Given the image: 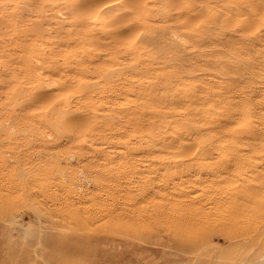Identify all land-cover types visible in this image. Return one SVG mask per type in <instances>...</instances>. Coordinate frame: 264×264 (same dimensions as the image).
<instances>
[{"label": "rangeland", "instance_id": "rangeland-1", "mask_svg": "<svg viewBox=\"0 0 264 264\" xmlns=\"http://www.w3.org/2000/svg\"><path fill=\"white\" fill-rule=\"evenodd\" d=\"M106 1L0 0V264H264V190L247 194L264 181V0ZM117 23L131 35L112 47L100 33ZM87 48L109 52L112 92L108 62L93 77L70 69L93 64ZM139 81L166 101L145 98ZM131 104L138 112L126 114ZM226 118L249 131L233 147L215 129ZM186 119L213 130L193 134ZM176 129L197 136L193 149L173 142ZM118 228L113 243L98 240Z\"/></svg>", "mask_w": 264, "mask_h": 264}, {"label": "bare ground", "instance_id": "bare-ground-1", "mask_svg": "<svg viewBox=\"0 0 264 264\" xmlns=\"http://www.w3.org/2000/svg\"><path fill=\"white\" fill-rule=\"evenodd\" d=\"M111 1V2H110ZM116 1V0H115ZM114 1V2H115ZM118 1H120V0H118ZM121 1H124V0H121ZM121 1H120V3H121ZM134 1V0H133ZM107 2H109L110 4H112L113 3V1L112 0H108V1H106V4H107ZM103 3H105V2H102V4ZM144 3V2H143ZM81 5H82V2L80 3ZM109 4V5H110ZM116 5L118 4L117 2L115 3ZM114 4V5H115ZM139 4V3H138ZM79 4H77V7L80 9V5L78 6ZM142 5V4H141ZM122 7L123 6V4L122 5H119V7ZM138 7H139V5H137ZM76 7V8H77ZM82 7H83V5H82ZM81 7V8H82ZM108 7V5L107 6H105L101 11H100V13L102 12V11H105L106 10V8ZM117 7H118V5H117ZM118 7V9H121V8H119ZM72 8H74V6L72 7ZM76 8H74V10H76ZM77 8V9H78ZM114 8H116V6L114 7ZM124 9V8H123ZM138 9V8H137ZM136 9V11H138ZM125 10V9H124ZM110 11H112V10H108L107 12H110ZM135 11V12H136ZM106 12V13H107ZM125 12V11H124ZM124 12H123V14H124ZM128 12H130V11H128ZM110 14V13H109ZM112 14V13H111ZM125 14H128L127 12L125 13ZM141 14H144L143 12L142 13H140V15ZM105 15H107V14H105ZM136 15V14H135ZM117 17V16H116ZM116 17L115 18H113L112 16H111V19L110 20H115L116 19ZM113 18V19H112ZM141 18V17H140ZM109 20V21H110ZM112 22H114V21H112ZM120 24V23H119ZM116 25H118V23L116 24ZM122 25L123 24H121V25H118V26H121L120 28V30L119 31H112V32H110L111 30H108L107 32H105V31H103V32H101L100 33V35H101V37L100 38H105L106 40H109V42L112 44V47H115V45L116 44H118L119 43V39L122 37V36H126L125 34L126 33H124L123 34V32L121 31L123 28H122ZM111 26H113V24H111ZM117 26V28H119ZM124 26H126V25H124ZM116 27V26H115ZM114 27V28H115ZM131 26H127V28H125L126 30L128 29V28H130ZM114 28H112V29H114ZM132 28V27H131ZM133 30H134V27H133ZM133 30H127V33H131V32H133ZM93 31V30H92ZM94 31H95V29H94ZM125 32V31H124ZM92 33V32H91ZM91 33H89V32H87L85 35H84V37L82 38V40L83 39H85V42L86 43H88L89 41H91V45H92V39L94 38V34H91ZM94 33V32H93ZM96 33V32H95ZM99 35V32H97L96 34H95V38L97 37V36ZM129 35H131V34H128L126 37H128ZM98 38H99V36H98ZM151 39V38H150ZM93 40H95V39H93ZM152 40V39H151ZM90 44V43H89ZM97 44V43H96ZM121 43H119V45H120ZM102 45V44H101ZM97 46V45H96ZM95 46V48H97ZM86 47H88V46H86ZM94 47V46H93ZM91 48V47H90ZM166 48V47H165ZM165 48H163V49H165ZM88 49V51H90L89 50V48H87ZM167 49V48H166ZM133 50H136L135 49V47H133ZM103 51V50H102ZM91 52V51H90ZM104 52V51H103ZM115 52V51H114ZM109 52H107V53H98V52H96V53H88L87 54V56H89V57H91L92 59H94L95 61L93 62V64H90V65H84L83 63H82V61H80V60H75V62L74 63H76V65H73V66H70V69H75V71H76V74H77V76L80 78L81 77V75H82V73H87L88 75H89V77L90 76H92L91 74H89V73H91L92 72V67H95L96 69H97V67H101V65H103V64H105L106 62H108V66H109V61H107V59H105L104 61H102V58H104V57H106V55L108 54ZM118 53V52H117ZM130 53H132V55H136V53H138V51L136 52V51H134V53L133 52H131L130 51ZM111 54V53H110ZM119 54V53H118ZM139 54V53H138ZM137 54V55H138ZM86 55V54H85ZM109 56V55H108ZM129 56H130V54H129ZM133 56V57H134ZM162 56V55H161ZM121 57V56H120ZM131 57V56H130ZM136 57V59H137V56H135ZM134 57V58H135ZM154 58H155V56H153ZM168 57V56H167ZM161 58V57H160ZM156 59V58H155ZM172 60H178L179 58H171ZM126 60V59H125ZM160 60V59H159ZM161 60H163L162 62H164L165 64H167L168 66L169 65H173L174 63V61H170L168 58H164V57H162V59ZM139 62H140V60H139ZM139 62H138V64H139ZM119 63H121L120 61H119ZM123 63V62H122ZM141 63V62H140ZM144 63V62H143ZM153 63H155V61H153V59H152V61H149L148 63H146L145 64V67H147L148 65L151 67V69H153V67L155 66ZM125 64V63H124ZM127 64V63H126ZM104 66H106V65H103V68H104ZM133 66V67H132ZM130 65L129 67H132V69L131 70H134V73L133 74H135L136 73V66H134V64L133 65ZM119 67V66H118ZM102 68V67H101ZM101 68H99L100 70H101ZM112 67H108V69H106V68H104V70L103 71H101L102 73L101 74H103V76L105 77V78H107L106 79V87L108 86V88H107V90H108V92H112L114 89H116V87H117V84H113V82L111 81V84H113V85H109L108 83H107V80H110V79H113L112 78V74H114V72H115V67H114V69H111ZM120 68V67H119ZM144 68V67H143ZM182 70H183V68L182 67H180ZM94 69V68H93ZM98 69V70H99ZM122 69V68H121ZM142 69V68H141ZM141 69H138V72H140V71H142ZM151 69H148V70H151ZM98 70H93L94 72H96L97 73V71ZM99 70V71H100ZM105 71V72H104ZM144 71H146V70H144ZM143 71V72H144ZM52 71H50V70H46V73H48L47 75H48V77H44L45 75H44V73L45 72H43V77H42V82H41V85H44V86H47L46 84H45V82H44V80L46 79H49L50 78V73H51ZM94 72H92L93 74H94ZM118 72H120V71H118ZM117 72V73H118ZM45 73V74H46ZM95 73V74H96ZM128 73V72H127ZM94 76V75H93ZM92 76V77H93ZM96 76V75H95ZM102 76V75H101ZM102 76V77H103ZM167 76V75H166ZM102 77H100V78H102ZM165 77V76H164ZM143 78H146V75L143 77ZM92 79H94V78H92ZM91 79V80H92ZM102 79H104V78H102ZM66 81H69V83H70V81H71V84H74L75 83V81H73V80H66ZM74 82V83H73ZM68 83V84H69ZM83 83V82H82ZM85 83V82H84ZM148 83H150V82H148ZM81 84V83H80ZM78 85H79V82H78ZM96 85L98 86L99 85V82H98V84L96 83V80H95V82L93 81V82H90L89 83V86H87V88H90V86H91V90L92 89H95L96 88ZM149 85V86H148ZM148 85H143V81H139L136 85H134L133 87H136L137 89H138V92L139 93H142L144 96H145V98H152L153 99V101H155V102H161V101H166V99L164 98V97H157V95H159L157 92H155L154 91V88H155V86H156V83H152V84H148ZM64 86V85H63ZM79 88H82V86L80 85L79 86ZM87 88H86V91H87ZM53 89V88H52ZM51 89V90H52ZM59 89V88H58ZM58 89H56V90H58ZM79 91H80V89H78ZM132 91H134L133 89H131ZM82 91H84L85 92V90L84 89H82ZM94 91V90H93ZM100 91V90H99ZM44 92V91H43ZM55 92V90H53L52 92H50L49 93V97H51L52 95L51 94H53ZM42 93V92H41ZM40 93V96L37 94V96H35V98L34 99H31V96L29 97L31 100V102H33L34 100H36V99H38V96H39V99L41 98V97H43L44 95L43 94H41ZM81 93V92H80ZM33 94V93H32ZM81 94H83V93H81ZM85 94V93H84ZM106 94V93H105ZM42 95V96H41ZM45 95H47V94H45ZM54 95V94H53ZM79 95V94H78ZM34 96V95H33ZM32 96V97H33ZM91 96V95H90ZM94 96H96V98L97 97H99V96H101L100 97V99H104V97L106 96H104V94L102 93V94H100V95H94ZM47 97V96H46ZM49 97H47V98H49ZM69 97V96H68ZM82 97V96H81ZM51 98H54L55 100H56V98H55V96H52ZM50 98V99H51ZM95 98V97H94ZM33 100V101H32ZM49 99H47V101H48ZM52 100V99H51ZM60 100V99H59ZM67 100V99H66ZM41 101H42V99H41ZM75 101V100H74ZM73 101V102H74ZM77 101H78V99H77ZM30 102V103H31ZM49 102H52V101H49ZM49 102H47V103H49ZM55 102V101H54ZM66 102V101H65ZM69 102H71V100L69 101ZM68 102V103H69ZM37 103V102H36ZM40 103H42V102H40ZM58 103V102H57ZM76 103V102H75ZM78 103V102H77ZM34 104V103H33ZM38 104V103H37ZM49 105H50V103H49ZM103 105V107H104V105L105 104H101V105H99L100 107ZM55 106V105H54ZM59 106V105H58ZM66 106V105H65ZM71 106V105H70ZM69 106V107H70ZM98 106V107H99ZM136 105H130L129 106V108L127 109V108H123V110L125 111V113L126 114H134V113H136V112H138V109L137 108H134ZM67 107V106H66ZM56 108V107H55ZM72 108V107H71ZM70 108V109H71ZM77 108H79V107H77ZM84 109V108H83ZM96 109V108H95ZM111 109V108H110ZM60 110V111H59ZM65 109H63L62 110V108H57V110H56V113L57 112H60V114H64L66 111H64ZM66 110H68V109H66ZM81 110V109H80ZM101 109L99 108L98 109V111H100ZM105 110V109H104ZM64 111V112H63ZM92 111H94V113H96L95 111H97V110H89V112H87V114H88V118H85L86 120H82V118H83V116H81V118H80V120H82L83 122H84V126H85V121H89V118H90V113L92 112ZM54 112V111H53ZM103 113V112H102ZM158 113H160V112H156L155 114H158ZM66 114H68V113H65L64 115L66 116ZM82 114H84V113H81L80 115H82ZM92 114V113H91ZM51 115V114H50ZM94 115V114H93ZM103 116L104 117V114H99L98 113V116L99 117H101V116ZM181 115H184V113L183 114H181ZM87 115L85 114V117H86ZM97 116V115H96ZM61 117H62V115H61ZM68 117V116H67ZM80 117V116H79ZM98 117V118H99ZM140 117H141V115H139L138 116V118L140 119ZM66 118V117H65ZM70 118H72L71 116H70ZM93 118V117H92ZM92 118H90V120H93ZM55 119V118H54ZM59 119H60V115H59ZM58 119V120H59ZM73 119H75V118H73ZM100 119V118H99ZM57 120V121H58ZM67 120L69 121V118H67ZM72 120V119H71ZM70 120V121H71ZM178 120V119H177ZM176 120V122H174V124H173V122L170 124V125H166V124H160L159 126H157V128H160V127H166V128H168V129H170L171 127H173V126H175V124L177 125V121ZM73 121V120H72ZM183 121V120H182ZM186 121H188V122H186ZM67 122V121H66ZM74 122V121H73ZM77 122V121H76ZM102 122H103V119H102ZM58 123V122H57ZM61 123H63V121L61 122ZM75 123V122H74ZM99 123V122H98ZM97 123V125H96V127L94 126V128H93V131H98V129H99V125H101V124H98ZM183 123V122H182ZM196 123H201V122H192V121H190L189 119H186L185 120V124L183 125L186 129H188V130H192L193 131V134H198L200 131H202V130H204L205 132L206 131H208L209 129L210 130H213V128H208V127H205L204 128V123H202L201 125H199V124H196ZM231 123V120H229L228 118H226V120H225V124H219V125H217V127L215 128L216 130H223L222 132H223V137L220 139L221 141H225V142H227L228 144L227 145H225V146H223V147H233V145L235 144V142H237V140L239 139V137H240V135H241V139L245 136V134L247 135V134H249V131H247V130H243V131H235V130H230V129H227V125L228 124H230ZM89 124H91V122H89ZM95 124V123H94ZM88 125V124H87ZM152 128H154L157 124L155 123V122H153L152 124ZM62 126V125H61ZM65 126V125H64ZM72 126V125H71ZM68 127H70V126H68ZM83 128V127H82ZM96 128V129H95ZM71 129V128H70ZM73 129V128H72ZM75 129H77V128H75ZM80 129V128H79ZM85 129V128H84ZM89 129V128H88ZM179 130L180 129H176L175 130V133H173V139H174V141L173 142H177L176 144H180V149H184V151H186V150H188V149H190V148H192L193 149V147H191V146H195V144H194V142H196L195 140H197L198 138H197V136H193V134L191 133V134H189V136H192V137H189V138H187L188 140H180L179 139V137L180 136H182L183 134H181V133H178L179 132ZM73 131H75V130H73ZM93 131H92V133H93ZM245 131H246V133H245ZM77 132V131H76ZM80 132V131H79ZM86 132V131H85ZM79 134V133H78ZM81 134V133H80ZM83 135V134H82ZM100 137H102V136H100ZM103 138L105 139L106 137H104L103 136ZM102 138V139H103ZM77 139V138H76ZM103 139V140H104ZM151 142H152V149L153 148H156V146H158V145H160L161 146V150L163 149V148H167V145H168V147H169V145L170 144H173V142L172 143H166V142H164V141H162V140H159V141H155V140H151ZM249 146V150L247 151V152H242V151H240V150H236V152L232 155V158H231V160H232V164H235V165H238L240 162L241 163H244L245 161H244V159L242 158L243 156H245V155H248V154H250V153H252V150L251 149H253V150H255V148H253L252 146H250V145H248ZM179 147V146H178ZM169 148H171V147H169ZM198 148L199 149H201V150H204L203 148H205V146H202V145H200V144H198ZM179 149V148H178ZM218 149H221V147H219ZM200 150V151H201ZM257 150V149H256ZM183 153V152H182ZM242 153H244V154H242ZM183 154H185V153H183ZM187 154V153H186ZM190 161H191V159H189ZM189 161V162H190ZM183 163H185V160H183L182 161ZM186 162L188 163V161L186 160ZM176 163V162H175ZM249 163H251V161H249L248 162V164ZM172 166H174V165H172ZM176 168V167H175ZM170 169V168H169ZM171 170V169H170ZM253 174H258V173H252L251 174V176L253 175ZM260 175V174H259ZM262 190H264V181H262V183L260 184V185H258L257 187H252V188H249L247 191H248V193L247 194H249V192H251V194H255V195H257L259 192H261ZM2 194V193H1ZM260 195V194H259ZM262 195V194H261ZM224 197V196H223ZM222 197V199H223V202H226V201H228V202H231V203H237L238 201L236 200V199H233V198H228V196H227V198H223ZM221 198V197H220ZM218 200V199H217ZM212 201V200H211ZM221 201V200H220ZM256 202V201H255ZM219 203V201L217 202V204ZM259 205V203H257V206ZM252 207V206H251ZM116 212V211H115ZM108 213V217H117V216H120V215H122V213H117V214H115L114 213V211H108L107 212ZM183 215V214H182ZM207 215V214H206ZM205 215V216H206ZM146 218V217H145ZM183 218V217H182ZM109 219H111V218H109ZM203 219V218H202ZM144 220V219H143ZM227 220V219H226ZM137 221L138 220H136V221H133L132 223H131V226H138V223H137ZM190 222V221H189ZM143 224V223H142ZM195 224V223H194ZM193 226V225H192ZM262 226H263V224H262ZM189 227V226H188ZM258 228H260V230H263L261 227H258ZM119 229V228H118ZM112 230V231H109L108 233H107V236H105V237H103L102 236V238L100 237L98 240L99 241H105V242H112L113 243V241L115 240V238H111V237H117V235L119 234V233H121V231H122V229L120 228L119 230ZM239 229V228H238ZM241 230V229H240ZM195 232H196V230H195ZM264 232V231H263ZM201 233V232H200ZM110 234V235H109ZM114 234V235H113ZM262 234V233H261ZM263 237H264V235H262ZM262 236H261V238H262ZM239 239V238H238ZM242 239V238H241ZM259 240H261V239H259ZM243 243V242H242ZM241 244V243H240ZM117 246V245H116Z\"/></svg>", "mask_w": 264, "mask_h": 264}]
</instances>
